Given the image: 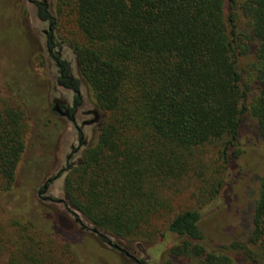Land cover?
<instances>
[{
	"label": "trees",
	"instance_id": "trees-1",
	"mask_svg": "<svg viewBox=\"0 0 264 264\" xmlns=\"http://www.w3.org/2000/svg\"><path fill=\"white\" fill-rule=\"evenodd\" d=\"M56 26L70 34L78 75L71 78L61 62L58 85L83 84L101 113L96 141L65 171L64 209L97 233L144 241L171 233L180 239L171 256L233 264L225 252L202 245L200 211L220 196L232 161L243 153L247 118L256 124V140L264 141V0H57ZM26 127L22 108H0L2 192L15 181ZM210 146L218 157L212 170L195 158ZM185 178L204 185L198 206L178 211L162 189ZM258 181L247 244L258 246L260 256L243 264H264V171ZM55 217L53 234L19 221L24 234L2 264H82L56 228L70 234L68 221Z\"/></svg>",
	"mask_w": 264,
	"mask_h": 264
},
{
	"label": "rangeland",
	"instance_id": "rangeland-1",
	"mask_svg": "<svg viewBox=\"0 0 264 264\" xmlns=\"http://www.w3.org/2000/svg\"><path fill=\"white\" fill-rule=\"evenodd\" d=\"M26 0H0V108L19 106L25 111L26 134L25 151L19 161L15 181L9 192L0 191V264L6 252L15 250L12 244L24 234L19 221H30L36 228L54 233L51 219L63 215L71 227L67 234L65 227L57 225V231L66 235L81 255L82 264H203L193 257H173L169 249L179 243L178 236L165 233L153 241L119 239L106 236L112 243L124 248L133 258L126 257L106 244L92 226L79 214L73 217L64 205L50 202L65 200L64 172L48 184L41 195L43 185L65 165L70 147L77 142L71 125L52 111L54 99L68 103L70 93L57 87L58 72L52 61L47 58L42 30L44 26L35 21ZM238 25L246 30V21L238 12ZM58 42L63 45V58L70 62L75 73V55L70 47V34L56 27ZM69 37V38H68ZM68 39V41H67ZM243 76L247 71L246 61H242ZM85 105L94 108L89 94L81 87ZM254 94V88L250 97ZM101 113L98 112V117ZM255 122L247 118L243 127L240 145L243 153L234 159L230 166L231 176L226 179L220 196L200 211L202 218L199 229L202 245L208 252H225L233 264H243L248 258L258 260L260 248L247 244L252 232V217L258 198L259 177L264 171V141L256 140ZM97 125L85 128L87 144L96 141ZM217 147H207L196 154L195 158L212 170L217 167ZM82 152V151H81ZM81 152L73 155L68 164L75 165ZM227 184V185H226ZM204 183L194 178H185L175 185L164 187L162 194L170 201L175 210L198 206L199 189ZM167 198V199H168ZM79 220V222L77 221ZM20 223V224H19ZM86 228V229H83ZM234 242L246 244L242 249H233Z\"/></svg>",
	"mask_w": 264,
	"mask_h": 264
},
{
	"label": "flooded vegetation",
	"instance_id": "flooded-vegetation-1",
	"mask_svg": "<svg viewBox=\"0 0 264 264\" xmlns=\"http://www.w3.org/2000/svg\"><path fill=\"white\" fill-rule=\"evenodd\" d=\"M28 5L31 8V12L34 15L35 21L38 22L39 25L44 26L46 29L42 30L43 38H44V48L46 50L47 58L52 61L55 69L58 72L57 76V87L62 89L65 92L70 93V101L68 103L62 102L61 100L54 99L52 101V111L58 115V117L62 118L63 120H67L68 123L71 125L73 132L75 134L77 142V146L72 145L70 147V153L67 155L65 160V166L60 169L51 179L50 183L61 174H63L70 166L71 164H68V161L73 155H76L77 153H80L84 150L85 146H87V141L84 136V129L87 127H92L97 124L98 120V114L95 112L94 108H88L86 105L84 108L85 101L82 96L81 87L83 86L86 88L83 84L80 85V88L75 89H67L64 87H61L58 85V78L63 75L64 67L61 64V62H65L69 69H70V76L71 78H78V75L73 74V69L69 61L65 60L63 58V45L61 42H58L56 39L55 33H56V3L57 0H26ZM82 153V152H81ZM56 175L58 177L56 179H53ZM49 184V183H47ZM46 200L50 202H57L58 204L63 203V200L54 201L50 197H45ZM92 231V230H91ZM98 234V233H95ZM99 237L106 242L109 246H111L114 250L117 252H120L121 254L125 255L126 257L133 258L124 248H121L119 245L112 243L108 238L102 234H98ZM110 242L111 244H109ZM117 246L118 248H115L114 246ZM120 248L122 250H120ZM134 261L137 262V264H144L141 263V260H136L133 258ZM143 261V260H142Z\"/></svg>",
	"mask_w": 264,
	"mask_h": 264
},
{
	"label": "water",
	"instance_id": "water-1",
	"mask_svg": "<svg viewBox=\"0 0 264 264\" xmlns=\"http://www.w3.org/2000/svg\"><path fill=\"white\" fill-rule=\"evenodd\" d=\"M57 177H58V175H56L53 179H56ZM50 181H51V180H47V182L43 185L42 191L39 192L40 195H41L42 193H45V192H46V190H47V186H48L47 183H50ZM59 201H61V200H59ZM92 232H93V233H97V230H96V229H92ZM108 243L111 244L110 242H108ZM114 247H115V248H118L116 245H115ZM120 250H122V249L120 248Z\"/></svg>",
	"mask_w": 264,
	"mask_h": 264
}]
</instances>
